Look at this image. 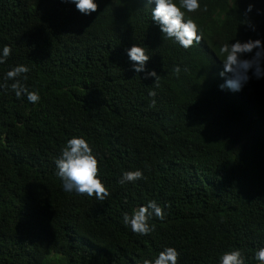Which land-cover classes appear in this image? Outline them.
<instances>
[{
    "label": "trees",
    "instance_id": "obj_1",
    "mask_svg": "<svg viewBox=\"0 0 264 264\" xmlns=\"http://www.w3.org/2000/svg\"><path fill=\"white\" fill-rule=\"evenodd\" d=\"M96 2L85 16L66 0H0V46L12 49L0 64V264H140L166 245L181 253L177 264H217L234 247L258 264L264 76L249 69L240 91L221 89L218 49L230 39L264 45V0H201L206 10L189 15L203 38L187 50L161 38L145 0ZM137 42L154 82L130 68L125 49ZM21 63L35 105L3 78ZM72 135L100 154L103 201L62 191L53 161ZM136 168L141 180L118 182ZM148 200L166 216L133 234L121 214Z\"/></svg>",
    "mask_w": 264,
    "mask_h": 264
},
{
    "label": "clouds",
    "instance_id": "obj_2",
    "mask_svg": "<svg viewBox=\"0 0 264 264\" xmlns=\"http://www.w3.org/2000/svg\"><path fill=\"white\" fill-rule=\"evenodd\" d=\"M73 4L75 9L87 16L97 9L96 0H66ZM145 5L150 8L149 20L158 29L163 40H171L182 49H189L194 44L199 45L203 32L198 23L189 14L196 13L202 9L201 0H145ZM253 5L249 3L244 9V18L247 22V13L251 12ZM241 23V24H245ZM236 35V34H235ZM231 40V39H230ZM230 40L220 43L218 49L222 61V70L219 75L224 81L218 87H225L230 91H240L249 80L248 71L259 79L264 76V69L261 67V60L264 59V45L261 39H239L229 43ZM253 49L255 51L253 52ZM12 49L9 45L0 46V64L9 57ZM247 53H252L250 58H244ZM125 54L130 68L135 73L143 74L144 79L152 78L153 82L158 79L155 69H147L146 63L150 56L148 51L140 42L132 44L125 49ZM216 55V54H215ZM29 67L25 64H16L8 68L3 75L4 80L11 81L7 87L15 97L22 95L32 105L37 104L40 95L37 91H30L24 80ZM179 73L180 68L173 69ZM5 85L0 84V88ZM149 97L155 96L154 91L148 92ZM152 103H155L153 100ZM100 154L91 145L88 139L81 135H72L66 139L59 150L58 156L54 159L55 175L61 181L62 191L75 193L87 197H94L97 201H103L109 196L106 181L99 174L98 164ZM143 178L141 169L125 170L120 174L119 183H132ZM167 205L161 207L155 200H148L146 203L133 206L130 212L121 214L122 224L133 234L145 236L149 234L154 225L149 222L155 218L163 220L166 216ZM181 253L175 246L166 245L158 250L151 258L143 259L140 264H177ZM217 264H246V257L238 247L227 249L217 256ZM251 259L264 264V245L255 248Z\"/></svg>",
    "mask_w": 264,
    "mask_h": 264
}]
</instances>
